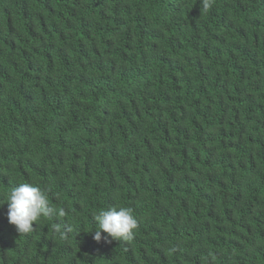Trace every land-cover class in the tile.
I'll return each instance as SVG.
<instances>
[{"label":"trees","instance_id":"obj_1","mask_svg":"<svg viewBox=\"0 0 264 264\" xmlns=\"http://www.w3.org/2000/svg\"><path fill=\"white\" fill-rule=\"evenodd\" d=\"M210 3L0 0V201L64 212L0 203V264H264V0Z\"/></svg>","mask_w":264,"mask_h":264},{"label":"clouds","instance_id":"obj_2","mask_svg":"<svg viewBox=\"0 0 264 264\" xmlns=\"http://www.w3.org/2000/svg\"><path fill=\"white\" fill-rule=\"evenodd\" d=\"M205 9L211 6L210 0H200ZM7 203V220L14 225L19 233H29L34 230L33 222L58 211L54 210L49 202V193L46 189L32 182H17L7 191L4 201ZM96 230L94 239L100 241L102 231L113 239H129L137 227V220L128 207H109L96 212L93 216Z\"/></svg>","mask_w":264,"mask_h":264}]
</instances>
